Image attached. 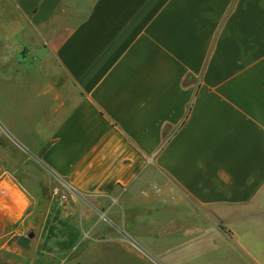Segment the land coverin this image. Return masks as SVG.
Here are the masks:
<instances>
[{
	"label": "crops",
	"instance_id": "crops-1",
	"mask_svg": "<svg viewBox=\"0 0 264 264\" xmlns=\"http://www.w3.org/2000/svg\"><path fill=\"white\" fill-rule=\"evenodd\" d=\"M0 133L33 162L0 166V247L33 234L14 255L64 252L55 178L264 264V0H0Z\"/></svg>",
	"mask_w": 264,
	"mask_h": 264
},
{
	"label": "rangeland",
	"instance_id": "rangeland-1",
	"mask_svg": "<svg viewBox=\"0 0 264 264\" xmlns=\"http://www.w3.org/2000/svg\"><path fill=\"white\" fill-rule=\"evenodd\" d=\"M33 162L22 150L0 133V166L6 169L31 168ZM47 184L50 188V210L55 217L54 230L62 233L64 229V252L50 255L41 254L38 245L26 251L22 258L14 255L15 238L2 240L8 249L0 247V264H222L236 262L237 252L229 238L216 237L205 248L204 239L189 250L190 240L174 239L154 229L157 236L143 237L141 222L123 213L116 191L112 196H94L73 193L55 178ZM147 193L155 192L150 186ZM169 210L167 208L163 211ZM162 208H154L151 217L157 219ZM145 213V212H144ZM157 214V215H156ZM161 216V214L159 215ZM169 220V219H168ZM170 223V222H169ZM172 223V222H171ZM171 225V224H170ZM80 229L71 238V229ZM158 231V232H157ZM171 231V229L169 230ZM62 235V234H61ZM193 241V240H191ZM235 241L234 239L232 240ZM43 243V241H42ZM155 245V246H154ZM175 249L173 247H177ZM204 247V251H203ZM18 248V247H17ZM157 248V249H154Z\"/></svg>",
	"mask_w": 264,
	"mask_h": 264
},
{
	"label": "water",
	"instance_id": "water-1",
	"mask_svg": "<svg viewBox=\"0 0 264 264\" xmlns=\"http://www.w3.org/2000/svg\"><path fill=\"white\" fill-rule=\"evenodd\" d=\"M33 237L32 232H28L25 236H21L18 240H17V244L18 246H20L21 248H25L26 245L29 242V239H31Z\"/></svg>",
	"mask_w": 264,
	"mask_h": 264
}]
</instances>
